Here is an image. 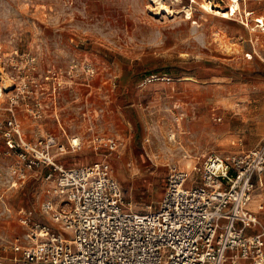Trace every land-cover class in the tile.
<instances>
[{
  "label": "rangeland",
  "instance_id": "374dc122",
  "mask_svg": "<svg viewBox=\"0 0 264 264\" xmlns=\"http://www.w3.org/2000/svg\"><path fill=\"white\" fill-rule=\"evenodd\" d=\"M161 1L170 12L158 11L149 0H0V87L13 84L1 95L0 121L10 115L7 107L14 97V113L26 138L34 139L38 131L64 143L78 137L82 148L60 157L64 167L100 162L107 151L94 150L91 139L117 138L122 145L109 161L124 190L125 207L130 204L135 211L160 200L170 166L190 171L194 156L202 161L210 154L251 149L244 136L263 127L260 114H239L243 108L237 104L251 100V109L259 113L264 102L253 100L256 92L264 93V32L242 23L249 22L251 28L255 16L264 18V0H239V11L230 19L206 13L202 0ZM214 1L223 9L229 6V0ZM215 32L238 50L222 52ZM31 57L38 82L22 94L23 73L16 65ZM84 61L95 66L94 77L80 69ZM47 70L56 72L53 79H44ZM165 76L170 80L160 79ZM185 76L194 81L183 80ZM26 105L38 111L36 118ZM226 123L231 133L240 132L242 144L239 138L225 145L212 139ZM172 133L175 139L169 140ZM14 164L0 136L3 256L13 255L10 242L16 238L22 245L32 244L26 234L34 223L59 225L40 212V202L48 198L43 181L33 172L18 181L11 171ZM262 189L252 195L253 210L264 205ZM22 209L32 210L33 224L20 222ZM57 227L71 237V231Z\"/></svg>",
  "mask_w": 264,
  "mask_h": 264
},
{
  "label": "built area",
  "instance_id": "2783aa9c",
  "mask_svg": "<svg viewBox=\"0 0 264 264\" xmlns=\"http://www.w3.org/2000/svg\"><path fill=\"white\" fill-rule=\"evenodd\" d=\"M253 19L251 28L249 22L242 23L247 29L264 32V18ZM244 55L247 59L253 56L251 52ZM22 65L16 68L23 73L24 94L38 81L33 74L35 59ZM79 66L88 77L95 76L91 62ZM55 73L47 70L43 77L53 79ZM14 104L15 98L10 97V115L0 121L6 154L15 158L12 174L24 182L33 172L43 181L48 198L40 202V212L59 225L33 224L32 210L22 209L20 222L33 224V231L26 234L32 244L22 245L14 239L10 242L13 255H0V264H264V219L249 208L256 187L264 183V134L257 146L239 153L210 154L202 161L194 156L190 171L170 166L160 200L154 206L147 204L144 211H135L130 204L125 207L124 190L109 161L122 145L120 140L93 137L92 148L107 151L104 159L64 167L60 157L81 150L82 141L68 138L64 143L40 131L34 139L26 138ZM25 109L36 118L38 111L28 105ZM182 118L180 114L176 120ZM55 227L71 231V237Z\"/></svg>",
  "mask_w": 264,
  "mask_h": 264
},
{
  "label": "bare ground",
  "instance_id": "6f19581e",
  "mask_svg": "<svg viewBox=\"0 0 264 264\" xmlns=\"http://www.w3.org/2000/svg\"><path fill=\"white\" fill-rule=\"evenodd\" d=\"M149 1H152L154 3L157 4V10L160 11V10H163V12H170V8L165 4L163 3L161 0H149ZM201 7L204 9V11L206 13H211V14H214L219 16L220 18H223V19H230L231 16H233L236 11L238 10L239 8V0H229V6L227 7V9H223L222 6L217 2V1H214V0H202V3H201ZM244 7V6H243ZM191 8V7H190ZM245 8V7H244ZM251 10V9H250ZM188 11V10H187ZM244 11V10H243ZM249 12V11H248ZM247 13V12H246ZM190 14V13H189ZM191 15V14H190ZM189 18V16H188ZM252 18V17H251ZM234 20V19H233ZM194 21V20H193ZM229 24V23H228ZM214 36L216 37L214 40L216 42H219V44H221V49H222V52H225V53H234L236 50V48H234V46H230L228 44L227 41H223L219 38V33H214ZM220 46V45H219ZM180 78V77H179ZM4 79V78H3ZM161 80H170L169 77L165 76V77H160ZM5 81H8L7 78L4 79ZM179 80V79H178ZM183 80H193L194 79L191 77V76H185L183 77ZM8 88V89H7ZM11 88H13V84L11 82V84H8L7 86H4L3 88L0 87V98H1V95L4 94L3 90L7 89V90H10ZM86 125V124H85ZM174 133L172 134H169V140H173L175 139L174 137ZM74 142H79V138L78 137H73L72 138ZM150 142V141H149ZM145 143V142H144ZM149 145V144H148ZM182 158V157H181ZM183 159V158H182ZM190 162V161H189ZM118 177L119 178H122L124 179L125 176L123 174V172H120L118 174ZM263 190V189H262ZM256 194V193H255ZM259 194V193H258ZM260 195V194H259Z\"/></svg>",
  "mask_w": 264,
  "mask_h": 264
},
{
  "label": "crops",
  "instance_id": "0c3cea01",
  "mask_svg": "<svg viewBox=\"0 0 264 264\" xmlns=\"http://www.w3.org/2000/svg\"><path fill=\"white\" fill-rule=\"evenodd\" d=\"M260 47H262V46H260ZM254 49H255V47H254ZM248 96H251V95H248ZM262 98H264V93L262 91L256 92L255 93V96H253V100L254 101H256L258 99H262ZM251 102H252L251 100L238 102V104H237L238 106L237 107H240V105H241V108H243V112L242 113H239V114L245 113L246 115L248 114V115H251V117H255V118L258 117L259 114L262 116V121H263V127H262V129H259L256 132V134H248V135L244 136V137H246L249 140V142H251L252 147H255V146H257L261 142L262 136L264 134V109H263L264 108V102L263 103H260V104L263 105V107L261 105V109H260L261 112H259V113H255V111L251 109V106L249 105ZM239 134H240V132L231 133L230 130H229V124L226 123V124H222L220 126V133L216 134L215 136H212V139H214L217 143H220L222 145H225V144L230 143L231 141H234V139L239 138V136H240ZM256 135H259V136L256 137ZM213 137H215V138H213ZM238 143L239 144H242V139L239 138L238 139ZM262 188H264V183L261 186H257L256 189H255V191L258 190V189H262ZM261 199L263 200V198H261ZM251 203H252V200H251L250 204ZM250 204H249V208H250ZM261 205L263 206L261 211L260 210L256 211V210H253L251 208L250 209L253 210V211H255L257 213V215L259 216V219L260 220H263L264 219V213H263L264 205L263 204H261ZM225 264H229V262H227ZM241 264H249V262L248 261H242Z\"/></svg>",
  "mask_w": 264,
  "mask_h": 264
}]
</instances>
